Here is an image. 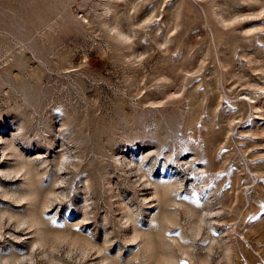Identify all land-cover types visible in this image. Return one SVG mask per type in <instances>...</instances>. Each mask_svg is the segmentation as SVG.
Masks as SVG:
<instances>
[{"label":"rangeland","instance_id":"374dc122","mask_svg":"<svg viewBox=\"0 0 264 264\" xmlns=\"http://www.w3.org/2000/svg\"><path fill=\"white\" fill-rule=\"evenodd\" d=\"M0 264H264V0H0Z\"/></svg>","mask_w":264,"mask_h":264}]
</instances>
